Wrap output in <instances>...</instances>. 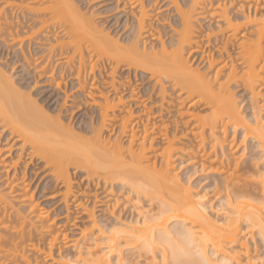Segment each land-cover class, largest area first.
Wrapping results in <instances>:
<instances>
[{
	"label": "bare ground",
	"instance_id": "obj_1",
	"mask_svg": "<svg viewBox=\"0 0 264 264\" xmlns=\"http://www.w3.org/2000/svg\"><path fill=\"white\" fill-rule=\"evenodd\" d=\"M1 1L0 38L3 40L0 43L8 42L9 47L6 46L13 47L12 50L18 48L20 54L15 52L17 49L12 53L9 50V54H17L13 56L21 61L18 64L22 69L26 72L27 68L33 69L34 74L30 71L31 74L40 79L46 75L45 81H52L56 88L61 86V81L65 85L68 83L69 90L73 89V101L91 97L96 110L89 113L88 121L71 125L63 118L68 111L63 108L67 95L63 93L65 102L62 104L58 99V106L48 107L52 111L44 109L45 106L30 98V93L23 94L22 87L0 67V264H37L39 257L50 263L56 261L55 248L68 236L58 230L54 218H49V213L32 199L49 187L62 189L58 201L65 212L72 209L73 215L85 214L90 219V225L79 229L75 240L82 243L81 250L66 264H113L111 256L114 254V264H120L122 249L133 246L142 247L146 255L149 253L147 264H156L155 243L161 244L162 254H169L170 264H264V258L250 251L251 232L244 233L241 227L244 220L264 241V180L260 174L240 173V170L246 171V166L240 165L239 156L230 155L237 147L233 141L240 129L243 139L250 137L255 141L264 159V130L261 117L256 113L260 108L252 113V119L247 118L231 89V82L240 79L238 82L249 90L252 108L258 107L259 88H264V17L257 13L259 0H237V5L231 0H152L156 5L164 1L161 4L171 7L178 19L179 25L176 29L169 27L173 28L170 30L173 33L165 41L158 29L153 30L145 23L148 11L141 0H115L122 3L123 9L131 6L129 9L138 10V15H133L134 10L127 9L134 22L128 28V35L115 39L98 28L93 16L86 15L74 0H48L51 4L43 8L31 6L34 0H20L22 5L19 11L15 9L18 11H14L15 16L10 10L16 1ZM42 10L50 11V15L40 19L37 28L40 33L37 29L30 30L27 16L30 17L32 11L39 14ZM128 13L125 10L126 21L130 20ZM56 14H60L59 22H52ZM199 21L207 26L203 27L205 24ZM250 24L251 27L244 29ZM38 33L41 39L35 40L39 38ZM58 34L62 37L59 41ZM45 38L49 42L47 46L43 44L46 47L42 45ZM202 38H206L205 43ZM147 41H150L149 47ZM15 42L17 45L11 47ZM201 43L206 49L211 44L221 52L229 44L228 49H232L231 55L240 66L239 73L228 50L229 59L223 57L225 52L222 56L217 52L224 58L221 61L211 47L205 54ZM35 46L44 48L33 53L36 57L29 61ZM22 47L27 49L28 55ZM213 52L218 56L214 57ZM185 53L188 56L198 53L200 61L205 58L202 61L206 63L205 70L192 68ZM226 67L229 69L221 78ZM122 70L127 75L116 80L115 73ZM143 73L153 79V83L148 93L138 95L130 89L126 78ZM97 78L100 84H107L106 93L100 94L101 101L92 98L91 90L100 85L96 83ZM164 84L175 94V106L180 104L176 111H181L183 104L187 106L185 111H179L180 115L175 112L176 107L174 112L178 117L183 114L187 117L182 120H186L184 123L193 136L188 139L187 147L196 146L194 157L199 155L200 159L196 158L200 161V169L226 173L222 186L230 187L233 193L232 197L224 196L226 205L219 202L215 209L178 175L174 159L183 150L176 135L166 132L171 122L166 109L171 104L164 103L168 90ZM155 90L160 93V107L157 113H151L146 110V104ZM198 104L205 108L204 112L190 110ZM133 107H138L137 112L144 115H135ZM164 109L169 114L165 123L160 120L167 116ZM115 120L119 121L116 127L111 123ZM172 120L176 123V116L173 115ZM229 129L231 135H227ZM227 136L232 137L231 141L227 138L229 144ZM157 139L162 146L154 150L153 141ZM225 141L230 151L234 149L230 153L225 150ZM205 144L208 145L205 147ZM77 171L82 173L75 191L72 174ZM255 179L260 181L256 186L259 197L252 195L254 193L248 188ZM116 189L124 190L123 203L127 202L128 207L131 204L137 217L111 230L106 248L97 252L96 242L103 231L97 227L93 209L104 206L101 211L109 210L110 215L115 216L116 210L119 214L115 209L119 206ZM55 194L48 198L53 199ZM86 196L91 197L89 203ZM143 200L150 209H145ZM172 219L178 226L169 229Z\"/></svg>",
	"mask_w": 264,
	"mask_h": 264
},
{
	"label": "rangeland",
	"instance_id": "obj_2",
	"mask_svg": "<svg viewBox=\"0 0 264 264\" xmlns=\"http://www.w3.org/2000/svg\"><path fill=\"white\" fill-rule=\"evenodd\" d=\"M15 1L16 2L13 3L14 4L13 5V10L11 9L12 5H11V7H9V9H11L10 12H11V14L13 16H15L16 13H18V11L20 9V6L22 5L20 3L21 2L20 0H15ZM74 1L78 3V6L82 9V11L87 13L86 15L90 14V15L93 16V18H94L93 20L97 24L98 28L103 29L104 33H109V36L113 37L114 39L115 38H119L121 35H122L121 36L122 38H124L126 35H128L129 32H130L128 30V28L134 22V19L132 17L136 13H137L136 15H138V10L136 8L134 9V7H133L134 12H133V15L131 16L130 15L131 13L129 14L128 11L129 10L133 11V10H131L132 7L128 6V8H127V6H124V9L126 7L125 10L128 13L127 16H129L127 18L130 19L129 21L128 20L126 21V14H125V10L122 7L123 6L122 3H119V1H117L118 2L117 3L115 0H74ZM141 1L144 3L145 8L148 11L147 12L148 17L146 18V20H145L146 22L145 23L149 24L148 25L149 27L152 26L153 30H157L158 29L160 34H161V38L163 39V41L167 40L170 37L171 32L173 33V31H170V30H172L173 28L176 29V26L179 25L177 17L174 16L175 12L172 11L173 9L171 7H169V6H167L165 8L164 5L161 4V3H164V1H161V3L159 2L157 5H156L155 2H152V0H141ZM179 1H181V0H179ZM184 1H187V0H184ZM231 1L235 5H237V3H238L237 0H231ZM0 2H2V1L0 0ZM120 2H122V1H120ZM258 3L259 4L257 5V13L262 14V16L264 17V0H259ZM50 4L51 3L48 0H36V1L34 0V1L30 2V5L35 7V8L36 7L43 8V6L50 5ZM160 5L163 6V7H161ZM244 5H245V3H244ZM129 7H131V9H129ZM159 7H161V8H159ZM9 9H8V11H9ZM15 9L18 10V11L16 12ZM127 9H129V10H127ZM155 9H157V10H155ZM228 9H231V8L228 7ZM123 10H124V12H123ZM251 11L253 12L254 9H252ZM38 13L39 14H37L36 12L33 13V11L30 12L31 15L37 14L34 17H31L30 14H29L30 17L27 16L28 14L26 15L27 18H28L26 20V23L30 27L27 26V24H25V25H26L27 28L28 27L29 28L32 27L30 29L32 31H35L34 29L39 28L38 27L39 26V22H41L43 19H46L50 15V11L46 12V10H45V12L42 10V12L39 11ZM235 13H236V11H235ZM237 13H239V12H237ZM51 15H52V13H51ZM57 15L58 14H56L53 17V19L51 20L52 22H57L58 21V17L60 16V14L58 16ZM258 16L259 15H257V17ZM257 17H256V19H257ZM40 19H42V20H40ZM199 22H201V25L205 24L204 21L203 22L199 21ZM252 24H250V26L247 25L246 27H244V29H247V28L251 27ZM40 26H41V24H40ZM206 26H207V24H205V26H203V27H206ZM212 26H214V24ZM169 27H173V28L170 29ZM44 29L45 28L43 27L41 32ZM37 30H39V33H40V29H37ZM202 33H199V34L202 35ZM40 35L41 34H39V36H38L39 38H35V40L41 39ZM59 35L60 34H58L57 37H59ZM33 37H35V36H33ZM51 38L52 37H50V39ZM61 38L59 37L58 41ZM199 39H201V38H199ZM204 39L206 40V38H204ZM204 39L202 38L201 41H203L205 43L206 41ZM0 40H3L2 37L0 38ZM46 40L48 41V39H46V38H45V40L43 39V41L45 43L44 42L42 43V41H41L42 45L46 44V43L47 44L49 43ZM51 41H53V40L51 39ZM4 43H0V67L5 70V73L11 77L12 81L15 84H17L18 87L19 86H20V88L22 87L21 89L24 92V93L22 92L23 94H29L30 93L29 94L30 98H32L34 100L36 99L35 101L37 102V104L39 103V104H41V106H45V108L44 107L43 108L44 109H48V110L50 109L48 107H51V109L55 108L54 106L59 104V103H57L59 100H60L61 104L63 102H65L64 101L65 95H67L66 102H65L66 104H65V107H63V108L68 110V111L65 114L63 113L64 114L63 115L64 120L69 122L71 125L75 124V126L83 124V121H88V117L87 116L90 115L89 113H91V111L93 112L94 109L96 110V106H95V104H93L91 97H88L86 100L82 99L80 101H75L76 100L75 99L73 101L71 99L73 97L71 95V93H72L71 91L73 89H71V91H70L69 88L67 87L69 85L67 83L68 81L66 82L67 83L66 85L63 83L64 81L63 82L61 81V83H60L61 86H59V88L58 87L56 88L55 86H53L54 84L51 83L52 81H50V82L45 81L44 77H46V75L43 78L40 79L38 77H35V75L34 76L32 75V74H34L33 69H28L27 68V72H26L25 70L22 69V67L20 65L21 61H17V58L13 56V55L17 56L18 52L20 54V51L18 50L17 47H14L17 50L16 49L12 50L13 49L12 46L17 45L16 42H15V44L10 43V44H12L11 45L12 49L8 48L9 47L8 46L9 45L8 42H7L8 45L7 44L4 45ZM153 43H156V41H154ZM204 43H201V45L202 44L204 45ZM47 44H46V46H47ZM149 44H150V41H147L148 47H149ZM210 45H208L209 49H211V48L215 49L216 48V47L213 48L212 45L211 46ZM23 46H26V45H23ZM43 46L46 47L45 45H43ZM43 46H40L39 48H36V46H35V49L32 50V52H31V56L32 57H31V59H29V61L36 57L33 53H35V52L37 53L38 50L40 51L41 47L43 49L44 48ZM213 46H215L214 43H213ZM227 46L228 47L224 51L225 55H223L224 52H221L220 49L219 50L215 49L213 51L215 53L220 51L219 53L220 54L222 53L221 56L223 55V57H225V58L226 57L228 58L227 55H228V52H229L230 57H232V58L234 57L233 60H232V61H234L235 56L231 55L232 54V51H231L232 49L231 50L228 49L229 46H230L229 44ZM205 47H207V46L204 45V46L201 47V48H203L201 50H203L204 53L207 50H209L208 48L206 49ZM22 48H24L23 50L25 51L26 48L25 47H22ZM7 50H8V53H7ZM9 50L11 51V53L16 50L15 52L17 54H13L12 55L14 58L11 56V54H9V52H10ZM221 50H223V49L221 48ZM227 50H228V52L226 54ZM214 52L212 53L213 55H214ZM25 53H26V55H28L27 49H26ZM185 55L188 57L189 63L191 64L192 68H196L197 67L201 71L205 70L206 66H204V65H206V63H205V61L202 62L205 59L204 57H203L204 59L200 61V59L198 58V56H199L198 53H196L194 55L189 54V56H188L187 53H185ZM215 55H214V57L218 56L219 54L216 55V56ZM221 56L219 55V57L221 58V61H224L223 60L224 58L221 57ZM219 57L217 59L220 61ZM15 58H16V60H15ZM228 59H226V60H228ZM19 62H20V64H18ZM234 63L236 65L235 67H237L236 69H237V71L239 73L240 66L237 64L236 59H235ZM231 64H229V65H231ZM227 67H229V66H227ZM227 67L224 68L225 70H223V72H221V74H220L221 78L225 75V72H227V70L229 69ZM28 71L29 72L33 71V72L31 74V72L29 73ZM121 72L118 71V72L115 73L116 80L124 77L123 75H125V74L127 75L126 72L123 74V70ZM237 76H238V74H237ZM103 77H104V72H103ZM126 79L128 81L126 83L129 84L130 89L133 88L131 90H134L133 92L135 94L138 93V95H140L139 93H142L143 95L148 93L149 92V88L151 86V83H153L152 82L153 79L150 80L144 73L141 74V75L138 74V75H135V76H131V77H128ZM58 80L60 81V79H58ZM96 80H97L96 83L100 84V81L98 82L99 79L97 78ZM238 80H240V79H237L236 80L237 82L236 81L235 82L234 81L231 82V89L235 93L236 100L239 102V106H240L241 112L247 118H251L252 115L254 114V111L256 112V110L260 108L259 110H257L256 113H257V115L259 117H261L260 118L261 119V125L263 126V130H264V100H263L264 97H263V99H261L262 96L264 95V88L263 89L259 88L261 86H259V84H257L258 88L260 89L261 97L259 96L257 98L259 103L257 102L258 103L257 104L258 107L256 108V106H255V110H254L252 108L253 104H251L252 101L250 100L249 90L247 89V87L245 85H241L240 82H238ZM73 83H74V81H73ZM165 87H166V89H168L167 85H165ZM258 88H257V90H258ZM130 89H127L126 92L129 93ZM91 91L93 93L92 94V96H93L92 98H94L95 101H101L102 98H101L100 94L101 93H106L107 84L105 86H104V84L103 85L102 84L96 85V87L93 88ZM157 91L158 90H155L154 92H151L152 95L153 94L154 95H153V97H151V100L146 104V107H147L146 110L150 111L151 113L155 112V111H158L157 109L160 107L159 106L160 105V101H159L160 93H158ZM63 93L65 95H63ZM165 96H166L165 102H164L165 105H167V102H169L171 104V106L173 107V109H171L172 108L171 106H169V108L166 109V110H169L168 113H170V115L164 109L165 110L164 114L167 113L166 114L167 116H165L163 119H160V118L157 117V120L158 119L165 120L164 121V123H165L168 119H169V121L171 119L170 124L168 123L169 121L167 122L169 125L166 124V125H168V127L166 129V132L168 134L170 133V134H175L176 135V137H177V139L179 141L178 144L183 150L182 152H178V154H179L178 157L174 159V162H175L174 165L177 167L176 170H177L178 175L182 178L183 181H186V183L189 184V186L192 188V190L194 192H198L199 194L201 193L200 195L205 197V200H207V202H211V204H212L211 206H213L215 209L218 208V203L219 202H221L222 205H226L227 202H226V200H224V196H227V195H230V196L232 195L233 196V193H232V190L230 189V187H227L225 189L222 186V179L226 175V173L224 174V172H222V173L217 174V173H214V171L212 169L210 170L209 168H207L206 170L200 169L201 168L200 167V163H199L200 161L196 158V157H198L200 159V157L198 155V153H199L198 151H196V152H198L197 153L198 156L195 155L196 157H194V152L196 150V149L194 150V148L196 146H193L194 148L187 147V145H189V143L187 142L188 139L190 140L193 137L190 134V131H189L190 127L186 126V124L184 123L186 120H184V121L182 120L183 118L185 119L187 117L184 114L181 115V117H178V115L175 114V112L179 113L180 109H178V111H176L177 110L176 106H178L180 104H177L175 106V103H176L175 97L176 96L170 89L165 91ZM125 97H126V95H125ZM5 99H4V101H5ZM127 99H125V100H127ZM1 101L3 103V100H1ZM170 101L173 103V105H172V103ZM6 102H7V99H6ZM185 105L186 104H183L182 107H180L181 111H185L186 110L187 106H185ZM5 107H7V104H6ZM174 107H176L175 108V112H174ZM202 107H203L202 105L199 106V104H198V106H194V108H190V110L194 109L193 110L194 112H196V111L204 112L205 108H202ZM7 108L5 110H8ZM178 108H179V106H178ZM51 109L49 111H52ZM133 110H135V112H134L135 115H139L140 114V112H137L139 110L138 107H135V108L133 107ZM155 113H157V112H155ZM180 114L181 113H179V115ZM143 115H142V112H141L140 116H143ZM168 115H169V118H168ZM173 115L176 116V118H177V120H176L177 124L174 123V122L172 123L173 120L175 121V119L172 120ZM166 118H168V119L166 120ZM160 122L161 121L158 120V123H160ZM111 123H115L114 126L116 127V125L119 123V121L115 120V121H113ZM108 128H110V126ZM231 132H232V130L229 129V131L227 132V135H229V134L231 135ZM108 133L109 132H107V134ZM112 135L113 134L110 133L109 137L112 138ZM207 136H208V134L206 135V137ZM106 138H107V136H106ZM227 138L231 141L232 137L231 136H229V137L227 136L226 137V141L229 144V141L227 140ZM207 139L209 140L208 137H207ZM226 141H225V144H226L225 150L228 149ZM233 142H235V144L237 143V147H235L236 148L235 151H233L234 149L231 150V151H233L232 154L234 153L237 157L239 156V160L238 161H239L240 165L246 166L245 167L246 169L244 168L246 171H244V170L241 171L240 170V173H243V172L252 173V174H254L256 176H258L257 174H260L261 177L264 180V159L261 157L260 153L258 152V149L256 147L255 141L252 138H250V137H246V138L243 139L242 138V131L239 129L235 133ZM2 143H3V141H2ZM4 143H6V142H4ZM153 143H154V145H153L154 150L155 149L158 150L162 146V143L158 139L153 141ZM206 145H208V144H205V147H206ZM224 147H225V145H224ZM224 147H223V149H224ZM191 149H193L194 151L191 150ZM210 150L212 151V149H210ZM226 151H228L229 153L231 152L229 149L226 150ZM151 153H153V152H151ZM207 153H209V152H207ZM225 153H227V152H225ZM232 154H230V155L232 157H234V154L233 155ZM230 155H229V157H231ZM151 160H152V156H151ZM194 164L196 165V167H195ZM206 164H207V162H206ZM206 164H205V166H207ZM37 172L40 173V170H37ZM228 172L229 171H227V173ZM81 173L82 172H80V171L78 172L77 171L75 174H72V184H73V189H75V191L78 189V188H76L77 185L80 184L79 183V181H80L79 177H80ZM246 173H244V174H246ZM29 174H30V172H29ZM257 178H259V177H257ZM33 180L34 179H32L30 181L31 185L33 184ZM254 181H256V182H254V183L250 182L251 185L253 184L252 185L253 187H251L250 184H249L250 187H248V186L247 187L251 188V191L254 193L252 195L259 197V191L257 190V187H258L257 184L259 185L260 181H259V179H257V180L255 179ZM258 181H259V183H257ZM81 186H82V182H81V185H80V188L82 189ZM88 190H86V191H88ZM114 191H115L114 192L115 193V197H118V202H119V206H116L115 209H117V211H119L118 212L119 214H117L116 210H115V213H116L115 216L114 215L113 216L110 215L109 210L101 211V209L104 208V206H99V207L93 209L94 210V219H95V221L97 223V227L101 228V230L103 231L102 236L98 239V242H96L97 243V247L94 246L95 249L97 250V252L98 251H104V249L106 248L105 246L107 245V236L109 235V232L111 230L116 229L117 227L121 226L124 223H128L129 221L133 222L136 219V217H137L136 210L132 209L133 207L132 208L130 207L131 204L129 203L130 205L128 207V205H126V204H128L127 202H126V204L123 203L125 201L123 199L125 196L122 195L124 190L116 189ZM61 193H62V189L58 190L56 187H54V188H50L49 187V188H45V191L43 193H39V194L33 195V198H32L33 201L35 203H37L40 208H43L44 210H46L49 213V218L50 217L54 218L55 223H56V227L58 226L57 227L58 230L64 232L68 236V238H67L68 241L65 240V242H64V240H60L59 241L60 244L58 245L59 247L55 248L56 249L55 252H54V254H55L54 257H55V260H56L55 262H51L50 263V261H48V260L46 261L45 259L39 257V258H37V261H38L37 264H66V262H67V260L69 258L70 259L76 258L78 251L81 250V247H79V245L80 244L82 245L81 242L77 243L75 241L78 238V236H79L78 235V231H79V229H81L83 227H87V226L90 225V219L85 214L78 213L77 215H73L74 211L72 212V209L70 210L71 212L70 211H68V213L65 212L64 207L62 206L60 201H58L59 200L58 197L61 195ZM51 194H53V195L55 194L53 199L48 198V196L51 195ZM86 197L88 198L87 203H89L90 200H91V197H88V196H86ZM121 203L124 204V205H122ZM143 204H144L145 209L146 208H147V210L150 209V206L148 205V203H145L144 200H143ZM208 205H209V203H208ZM89 206H90V204H89ZM262 213H263V216H264V209L262 210ZM246 224H247V222H245L243 220L241 227H242L244 233L247 232V231H250L251 232L250 234H252V239L249 238V240H248L251 253L253 255L256 254L260 258H264V241L256 233L257 231L254 228L250 227L249 225L247 227ZM176 226H178L177 222L175 221V219H172L170 221L169 225H168V228L171 229V228L176 227ZM60 247H61V249L59 250ZM154 251H155V255L157 256L156 264H162L163 262H165L166 264H170L171 263V262L169 263V259H170L168 257L169 254L167 255L166 253H164V254H166V257L165 258L162 257V256H164V254H162V252H161V244L155 243ZM148 254L146 255L144 250L140 246H138V247L133 246L132 248H129V249L123 248L122 252L120 254L121 255V260H120L121 263L120 264H147V261L149 259L147 260L146 257L148 256ZM114 256H115V254L111 256V259L113 260V264L116 262V258Z\"/></svg>",
	"mask_w": 264,
	"mask_h": 264
}]
</instances>
